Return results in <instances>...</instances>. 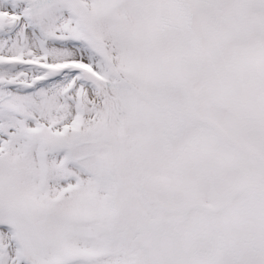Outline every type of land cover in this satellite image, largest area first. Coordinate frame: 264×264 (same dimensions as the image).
Masks as SVG:
<instances>
[{
    "label": "snow or ice",
    "instance_id": "1",
    "mask_svg": "<svg viewBox=\"0 0 264 264\" xmlns=\"http://www.w3.org/2000/svg\"><path fill=\"white\" fill-rule=\"evenodd\" d=\"M0 264H264V0H0Z\"/></svg>",
    "mask_w": 264,
    "mask_h": 264
}]
</instances>
